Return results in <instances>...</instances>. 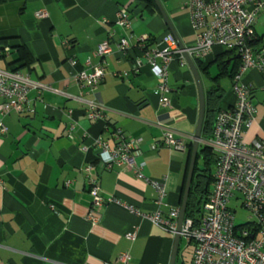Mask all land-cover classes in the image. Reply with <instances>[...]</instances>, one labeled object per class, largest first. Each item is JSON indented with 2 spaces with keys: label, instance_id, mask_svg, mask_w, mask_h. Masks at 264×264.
Listing matches in <instances>:
<instances>
[{
  "label": "crops",
  "instance_id": "obj_1",
  "mask_svg": "<svg viewBox=\"0 0 264 264\" xmlns=\"http://www.w3.org/2000/svg\"><path fill=\"white\" fill-rule=\"evenodd\" d=\"M158 1L184 48L191 46L194 33L186 0ZM121 8L127 10L129 31L116 24ZM39 11L47 16L35 18ZM168 33L152 0H0V51L10 48L9 56L0 57V70H17L40 85L28 94L32 114L0 116L7 128L0 135V264H117L123 253L130 256L127 264L170 263L174 237L149 219L155 209L154 189L130 171L106 169L95 145L98 138L113 144L116 129L139 139L136 161L144 164V177L166 178L162 212L180 208L198 120L193 74L186 62H171L166 107L152 70L145 65L138 73L132 71L138 52L131 50L125 57L117 52L124 36L135 45L146 35L151 46ZM252 42L254 51L264 47V11L254 24ZM103 43L109 52L99 58L96 50ZM237 60V54L218 47L207 58L193 59L205 94L212 86L222 87L220 108L235 103L231 89L240 67ZM101 62L104 78L96 91L75 84L77 73ZM220 63L227 70L223 77ZM241 81L251 88L255 109L243 133L250 145L264 140V68L246 70ZM88 103L105 108L102 120L86 118ZM72 122L75 130L68 138ZM166 129L185 144L184 151L162 146ZM203 142L201 136L198 150ZM86 165L92 167L89 173L83 171ZM87 177L97 180L105 200L96 208L97 223L89 219ZM230 208L236 215L240 200H231ZM128 233L135 234L134 240L126 238ZM183 245L194 251L193 244L180 238L175 264L191 263L193 251L185 261Z\"/></svg>",
  "mask_w": 264,
  "mask_h": 264
},
{
  "label": "built area",
  "instance_id": "obj_2",
  "mask_svg": "<svg viewBox=\"0 0 264 264\" xmlns=\"http://www.w3.org/2000/svg\"><path fill=\"white\" fill-rule=\"evenodd\" d=\"M185 8L189 12L190 26L194 33L191 46L180 50L168 33L159 42L150 46L146 35L131 45L126 36L119 39L117 52L125 57L131 50L138 52L132 60V71L138 73L143 66H148L158 82L162 96L161 104L169 106L167 77L170 64L178 59L185 63L184 54L192 59H204L213 48L233 50L240 59L238 73L233 78L232 93L235 103L230 108H219L215 114L211 137L203 145L208 147L215 159L212 189L204 202L198 222L184 218L178 231L179 207L165 206L166 178L151 180L144 177V164L137 162L139 139L127 138L120 129L112 133L113 144L98 138L95 141L98 161L106 168L113 167L130 171L136 178L144 180L155 191V209L149 216L152 224L172 237L179 236L194 246L190 264H264V140L247 145L243 133L253 121L255 109L251 104V88L241 81V75L250 68H264V47L254 51L249 45L253 37V27L258 15L264 11V0H186ZM47 16L45 11L36 12L35 18ZM117 26L123 31L131 30L127 10L117 12ZM9 47L0 52L8 55ZM109 52L107 43L98 46L96 55L103 58ZM103 62V61H102ZM89 65L74 76L75 84L91 92L97 90L104 78L103 63ZM88 64V63H87ZM124 73L122 76H126ZM40 88L28 76L15 70H0V116L9 114H32L34 108L28 100L32 90ZM105 108L88 103L86 118L91 121L102 120ZM75 123L68 124L67 136L72 138ZM7 128L0 121V135H6ZM163 147L178 151L185 150V144L166 129L161 137ZM152 145L151 148H155ZM92 167L83 168L89 173ZM92 196L89 219L93 223L99 220L96 208L104 204L99 195L97 180L87 177ZM239 199L246 212L245 223L249 228H238L235 214L230 208L231 200ZM131 212L138 211L132 206H125ZM255 230V232H254ZM253 235V236H252ZM250 238L245 240L247 237ZM134 233L126 234L128 240H134ZM130 256L120 254L117 264H127Z\"/></svg>",
  "mask_w": 264,
  "mask_h": 264
},
{
  "label": "trees",
  "instance_id": "obj_3",
  "mask_svg": "<svg viewBox=\"0 0 264 264\" xmlns=\"http://www.w3.org/2000/svg\"><path fill=\"white\" fill-rule=\"evenodd\" d=\"M150 1L148 0V2ZM249 45L253 47L254 42H252L251 40ZM224 52L236 54V52L233 50L230 51L224 50ZM7 56H9V54L6 56L2 55L0 57H7ZM239 61L237 60L236 63H238ZM221 66L222 63L219 64L220 68H222ZM221 71L222 72L220 73L219 77H223L227 70L225 67H223ZM234 74L235 71L230 76H233ZM222 92H223L222 87L216 85V86H212L209 90H207L205 94V115H204V121L201 132V136L205 140L211 137L214 120H215V114L220 108L219 100L221 98ZM199 160L202 162L201 166H199L198 164ZM214 164H215V159L210 149L204 145H201L196 156V163L194 167V172H193V177H192V182H191V187H190V192H189L187 205H186V212H185V218H191L194 222H198L199 218L201 217L202 206L206 201V199L208 198V195L210 194V187L214 180L213 178ZM252 226L253 225L251 223L247 222L242 225H238V228H249ZM249 238L250 236L247 237L245 240H248Z\"/></svg>",
  "mask_w": 264,
  "mask_h": 264
},
{
  "label": "water",
  "instance_id": "obj_4",
  "mask_svg": "<svg viewBox=\"0 0 264 264\" xmlns=\"http://www.w3.org/2000/svg\"><path fill=\"white\" fill-rule=\"evenodd\" d=\"M152 1L156 5V7H157L160 15L162 16L165 24L169 28V31H170L171 35L173 36L178 48L180 50H184L185 48H184L183 44L181 43V41L179 40V38L176 36L175 32L171 28V24L169 22V19L167 18V15L163 11L159 1L158 0H152ZM184 59H185L186 64L188 65L190 71L193 74L195 85L197 88V93H198V120H197V125H196V131H195L194 138L192 141L190 160H189L187 175H186V179H185L184 189H183L182 202H181L180 213H179V218H178V231L180 230L182 223H183V220L185 218L186 205H187V200H188V196H189V192H190L194 167H195V163H196V156L198 153V147H199V143L201 141L202 125H203L204 115H205V92H204V88L202 86L200 75H199V73L195 67L193 59L191 57H189L187 54H184ZM179 240H180V237L178 235L174 237L173 251L171 254L169 264H175Z\"/></svg>",
  "mask_w": 264,
  "mask_h": 264
},
{
  "label": "rangeland",
  "instance_id": "obj_5",
  "mask_svg": "<svg viewBox=\"0 0 264 264\" xmlns=\"http://www.w3.org/2000/svg\"><path fill=\"white\" fill-rule=\"evenodd\" d=\"M198 164H199V166H201L202 165V162L199 160L198 161ZM234 204H232L233 207H235ZM246 218H247V216H246L245 211H243L240 208L237 209V214L235 215V224L236 225H242V224H244L247 221ZM192 251H193V247L192 246H190V247H188V248L185 249L184 248V245H183V255H184L185 261H188L189 260V257L191 255Z\"/></svg>",
  "mask_w": 264,
  "mask_h": 264
}]
</instances>
